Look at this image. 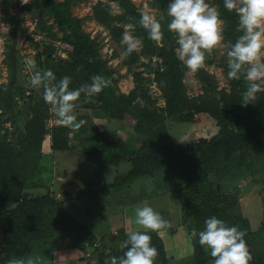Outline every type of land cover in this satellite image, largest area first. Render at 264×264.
<instances>
[{
    "label": "trees",
    "instance_id": "trees-1",
    "mask_svg": "<svg viewBox=\"0 0 264 264\" xmlns=\"http://www.w3.org/2000/svg\"><path fill=\"white\" fill-rule=\"evenodd\" d=\"M33 1L42 11L35 32H46L50 42L32 38L38 48L42 46L35 54L36 64L32 72L51 70L57 80L68 76L71 78L70 89L91 83V77L94 75L110 79V87L94 97L101 102L99 106L102 109L108 111L113 118L129 125L138 140L140 139L139 146L134 149L121 140L87 144L83 147L87 162L118 166L121 162L128 161L131 168L125 178L123 177L127 180L153 177L157 173L168 171L170 175L163 187L173 188L181 195L184 201L182 224L190 235L193 229L197 232L203 230L206 219L216 216L228 226H237L244 230L245 240L253 256L250 264H264V250L258 249L256 245L250 220L235 211L238 203L237 194L224 191L221 184L210 179L212 173L218 174L236 164L242 165L243 154L252 148L264 146V92L258 93L256 101L244 107L240 102L247 87L243 78L230 80V92L225 88L218 90L216 78L203 68L199 70V75L207 83L206 91L197 97H190L184 82L187 68L176 57L177 37L167 28L171 19L167 15V7L171 0L148 1L149 7L157 9L160 13L158 20L163 32L161 44L149 39L147 31L139 25L141 12L133 0L98 1L93 6L92 18L108 28L115 42L121 44L126 25H131V29L134 30L133 36L142 41L139 52L130 55L129 65L139 62L142 55L150 58L156 56L163 61L164 69L154 68L153 80L143 76V72L137 71L133 73L135 87L128 93L117 91L115 85L119 78L115 77V70L109 66L108 59L103 57L100 41L84 31L85 18L73 13L75 6L88 0ZM0 3L2 21L12 24L8 31L10 79L0 84V122L3 124L6 120H11V116L22 111L17 109H21L22 106L18 105L17 91L23 97L27 91L32 92L26 96L32 99V95L38 93L43 95V90L20 86L17 37L21 20L13 13V6H16L13 0H1ZM208 3L216 6L219 12L224 25L223 41L229 48L241 34L237 31L238 17L235 12H229L224 8V0H212ZM112 4L122 11L115 13ZM46 15L52 17L56 28L62 33L61 37L54 32L53 24L47 25L44 20ZM57 40L68 43L72 50L60 46L59 53L58 46L53 43ZM62 52L68 56H62ZM118 54L115 50L112 56L116 57ZM226 61L227 58L222 60L220 66L228 72ZM214 62L215 59H209L210 64ZM143 64L151 67L150 64ZM147 81L149 83L155 81L162 91L165 105L161 110L148 106V103L142 105L139 102L141 98L150 100ZM39 99L30 107L31 112L29 108L24 109L29 112L28 119L22 128L18 126L21 136L17 142L10 141L7 133L0 137V210H4L3 216L6 220V225L0 224V264H8L10 259L23 258L30 254L37 241L54 237V229L61 224L57 216L63 212L57 208L58 202L51 197L50 192L24 195V190L32 185L30 177L38 165L37 154L42 150L48 131L46 123L50 117L49 105L45 103L43 96ZM84 101L82 94L78 107L92 105L89 100ZM94 106L98 107L97 104ZM201 112L208 113L216 120L220 127L219 132L211 138L203 137L186 146H176L168 131L166 120L174 118L193 122ZM71 131L61 125L53 126L51 148L58 151L70 149ZM92 184L90 181L88 186ZM148 234L151 236L152 246L158 252L154 264H171L166 245L159 233L148 231ZM62 236L57 235V239ZM126 238L125 234L123 242ZM193 245L192 264H213V258L199 244L198 237L193 238ZM126 250L112 246L109 252L107 249L97 251L99 259L97 264H104L106 258L110 256H123Z\"/></svg>",
    "mask_w": 264,
    "mask_h": 264
},
{
    "label": "rangeland",
    "instance_id": "rangeland-1",
    "mask_svg": "<svg viewBox=\"0 0 264 264\" xmlns=\"http://www.w3.org/2000/svg\"><path fill=\"white\" fill-rule=\"evenodd\" d=\"M13 1L16 4L13 6V13L17 14L21 20L17 37L19 83L20 86H25L29 76L33 74L28 71L27 64L28 62L36 64L35 54L42 49V46L37 47L35 40L44 39L49 43L50 38L46 36V32H35L42 11L35 6L34 1L30 0L26 5L22 4L21 0ZM98 1L107 0L81 2L73 8V13L85 18L84 31L100 41L103 57L108 59L109 66L115 70V77L119 78L115 85L116 90L128 93L135 87L134 72L141 71L143 76L153 80L154 68L164 69L163 61L156 56L150 58L142 55L139 62L129 65L130 55H123L125 45L115 42L108 28L92 18L93 6ZM133 1L139 6L141 13L147 11L158 20L160 13L157 9L149 7V0ZM210 1L212 0H206L207 3ZM209 5L216 8L210 3ZM112 6L115 13L122 11L118 6L114 4ZM44 20L49 26L53 24V30L57 36H62L53 23L52 17L46 15ZM130 26L126 25L124 29L133 35L134 30ZM10 28L12 24L2 21L0 3V84L10 79V35L8 33ZM53 43L58 46L59 53H61L60 46L63 49L68 48L63 41L57 40ZM159 43L161 44V41ZM115 50L119 53L116 57L112 56ZM227 50L226 43L222 41L220 50L206 53L205 70L216 78L218 90L225 88L230 92V79L225 69L220 66V62L227 58ZM62 54L64 57L68 56L64 52ZM210 58L215 59V62L210 64ZM143 63L150 64L153 69ZM199 74V70L191 73L187 69L184 82L190 97H197L206 91L207 83ZM146 86L149 89L150 100L146 101L141 98L139 102L142 105L148 103V106L161 110L165 105V99L157 83L147 81ZM30 93L32 92L27 91L23 97L17 91L18 105H22L21 109H17L22 111L18 115L11 116V120H6L3 124L0 122V137L7 133L10 141L17 142L21 136L20 128L28 119L29 112L24 109L29 108L30 110V107L43 96L42 93H38L32 95V99L26 98ZM89 102L91 106H80L75 110L77 119L84 120L86 123L79 130L71 131L69 142L72 147L65 151L51 148V128L60 126V124L49 111L50 117L46 123L48 131L42 150L37 154L39 155L38 165L30 177L32 185L24 190V195L50 192L51 197L58 202L57 208L63 213L57 216L61 224L54 229V237L37 241L32 252L23 258L39 256L42 264H97L99 262L97 251L107 249L109 252L112 246L120 248L126 232L150 231L141 229L135 223V209L147 205L160 213L171 225L158 232L166 245L171 264H192L193 238L182 224L184 201L175 189L163 187L170 175L168 171L157 173L153 177H137L127 180L124 178L131 168L128 161L115 166L93 164L85 159L83 147L92 142L121 140L131 149L140 144V139L138 140L133 129L102 109L99 106L101 102L96 97L93 96ZM166 125L173 143L179 147L203 137L211 138L220 130L215 120L210 121L204 116H196L193 122L167 119ZM241 162L242 165L236 164L232 166L233 168L224 169L221 173L210 174V179L221 184L224 191L237 194L238 203L235 211L250 220L256 245L258 249L264 250V146L252 148L243 154ZM90 181L93 184L88 186ZM3 213L4 210H0V224L6 225ZM59 234L63 236L57 239Z\"/></svg>",
    "mask_w": 264,
    "mask_h": 264
},
{
    "label": "clouds",
    "instance_id": "clouds-1",
    "mask_svg": "<svg viewBox=\"0 0 264 264\" xmlns=\"http://www.w3.org/2000/svg\"><path fill=\"white\" fill-rule=\"evenodd\" d=\"M29 2L21 0L25 5ZM224 8L235 12L238 17L237 31L241 33L226 52L227 77L230 80L243 78L246 82L247 87L240 102L247 107L256 101L258 93L264 92V0H224ZM167 15L171 18L167 24L168 31L177 37V59L191 73L205 68L206 53L222 48L223 21L218 10L206 0H171ZM139 25L147 31L149 39L157 43L161 41L162 26L154 15L142 12ZM121 43L126 46L124 56L139 52L142 46V41L127 30L123 33ZM27 68L32 72L35 65L28 62ZM70 83L71 78L68 76L57 80L51 70H35L25 87L42 89L43 100L49 105V111L58 124L77 131L86 123L78 120L75 114L81 95L86 102L110 87L111 81L102 75H94L91 83L82 84L79 88L70 89ZM135 223L141 229L152 232L171 226L160 213L147 205L135 209ZM191 236L198 237L199 244L213 258V264H250L253 260L245 240L246 232L237 226H228L216 216L206 219L203 230L197 232L193 229ZM126 237L121 245L122 249H127L123 256H110L104 264H154L158 252L151 244L148 231L126 232ZM8 264L42 262L39 256H29L26 259H10Z\"/></svg>",
    "mask_w": 264,
    "mask_h": 264
},
{
    "label": "water",
    "instance_id": "water-1",
    "mask_svg": "<svg viewBox=\"0 0 264 264\" xmlns=\"http://www.w3.org/2000/svg\"><path fill=\"white\" fill-rule=\"evenodd\" d=\"M201 116H204L206 118H208L210 121H213L215 120L212 116H210L208 113L206 112H201L200 114L197 115V117H201ZM216 121V120H215ZM215 129V128H214Z\"/></svg>",
    "mask_w": 264,
    "mask_h": 264
},
{
    "label": "built area",
    "instance_id": "built-area-1",
    "mask_svg": "<svg viewBox=\"0 0 264 264\" xmlns=\"http://www.w3.org/2000/svg\"><path fill=\"white\" fill-rule=\"evenodd\" d=\"M64 44H66L68 46V48L67 47L65 48L66 50H72V47L68 43H64Z\"/></svg>",
    "mask_w": 264,
    "mask_h": 264
}]
</instances>
